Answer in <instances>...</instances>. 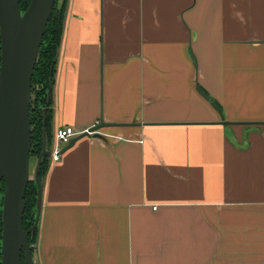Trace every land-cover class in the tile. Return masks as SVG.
I'll list each match as a JSON object with an SVG mask.
<instances>
[{"label": "crops", "instance_id": "0c3cea01", "mask_svg": "<svg viewBox=\"0 0 264 264\" xmlns=\"http://www.w3.org/2000/svg\"><path fill=\"white\" fill-rule=\"evenodd\" d=\"M54 79L53 137L122 126L50 162L34 264H264V0H68Z\"/></svg>", "mask_w": 264, "mask_h": 264}, {"label": "water", "instance_id": "95a60500", "mask_svg": "<svg viewBox=\"0 0 264 264\" xmlns=\"http://www.w3.org/2000/svg\"><path fill=\"white\" fill-rule=\"evenodd\" d=\"M57 0H31L22 12L21 0H0V189L5 193L0 212L2 220L1 264H34L30 233L39 226L43 183L40 170L45 158L51 157L45 120L43 121V146L37 158L34 181L37 186L36 217L33 227L26 231L23 218L26 210L25 194L31 181L32 127L30 120L32 79L40 55L43 39ZM197 91L208 100L220 114L221 125H230L219 107L198 87ZM48 93V100L50 98ZM137 125V124H130ZM122 125L103 122L73 138L60 156L80 138L90 135L100 137L99 130ZM129 126V125H124ZM1 205V191H0Z\"/></svg>", "mask_w": 264, "mask_h": 264}, {"label": "trees", "instance_id": "16d2710c", "mask_svg": "<svg viewBox=\"0 0 264 264\" xmlns=\"http://www.w3.org/2000/svg\"><path fill=\"white\" fill-rule=\"evenodd\" d=\"M30 2L31 0H21L20 7L22 12H25L28 9ZM67 5H68V0H57L55 3L43 39L40 55L37 60L33 74L30 120L32 127L31 157H35V158H38L42 152L44 120L48 134L49 146H51L53 143V136L50 131L52 114H53L52 92H53V86L55 80L54 78L56 73L59 51L61 48V43L64 33ZM0 46H1V41H0ZM0 66H1V48H0ZM49 92L51 94L48 100ZM202 92L207 97H209L204 91ZM49 165H50V159L45 158L42 162L40 176H39L40 181L42 183L47 174ZM0 191L5 192L4 183L2 184ZM36 197H37V186L35 181H32L29 183L25 194L26 210L24 213L23 224H24V229L26 231L30 230L34 225L33 221L31 223H27V220L29 218L30 211L34 207L36 208ZM1 233H2V220L0 215V240H1ZM37 234H38V228L33 234L30 233L29 235V241L32 247V252L34 250L33 246L36 244L37 241ZM22 262L23 264H25L24 257L22 258Z\"/></svg>", "mask_w": 264, "mask_h": 264}, {"label": "built area", "instance_id": "2783aa9c", "mask_svg": "<svg viewBox=\"0 0 264 264\" xmlns=\"http://www.w3.org/2000/svg\"><path fill=\"white\" fill-rule=\"evenodd\" d=\"M86 132H89V129L84 130L82 134ZM77 134L78 133L72 127H64L55 131L53 143L51 145L50 162H56L60 159L62 149L66 147Z\"/></svg>", "mask_w": 264, "mask_h": 264}, {"label": "rangeland", "instance_id": "374dc122", "mask_svg": "<svg viewBox=\"0 0 264 264\" xmlns=\"http://www.w3.org/2000/svg\"><path fill=\"white\" fill-rule=\"evenodd\" d=\"M36 164H37V158L31 157V162H30V166H31V181L30 182L34 181V172H35ZM4 193L5 192L1 191L0 212L2 210V201H3ZM35 217H36V208L34 207L29 213V218L27 220V223H31L32 221L34 223ZM1 246H2V233H1V240H0V264H1Z\"/></svg>", "mask_w": 264, "mask_h": 264}]
</instances>
